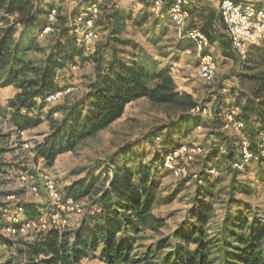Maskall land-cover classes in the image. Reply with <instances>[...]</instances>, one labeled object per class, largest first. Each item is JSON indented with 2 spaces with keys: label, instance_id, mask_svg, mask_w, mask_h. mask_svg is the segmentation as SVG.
<instances>
[{
  "label": "trees",
  "instance_id": "1",
  "mask_svg": "<svg viewBox=\"0 0 264 264\" xmlns=\"http://www.w3.org/2000/svg\"><path fill=\"white\" fill-rule=\"evenodd\" d=\"M154 1L151 0L152 6ZM173 1L163 0V12ZM40 3V0H0L4 22L0 27V86L17 88L8 100V106L11 108L10 119L20 131L42 123L43 119L33 112L41 110L48 95L73 85L75 72L72 66L84 59V50L77 44L76 34L72 33L70 18L62 15L55 5L44 8ZM99 8L96 28L102 27L107 35L90 58L96 69L95 76L82 95L60 105L61 119L47 115L50 130L32 148L36 159L53 165L61 154L73 151L81 142L120 120L127 106L142 98L162 108L170 118L156 131L134 140L114 154L120 156V163L115 165L105 187L83 177L61 191L64 198L69 197L82 205V202L88 203L87 209L83 206L82 221L77 228L62 231L50 225L42 232L35 226L32 230L34 240L25 250L30 256V264H87L86 260L97 251H100L101 264H134L151 257L155 252L153 248H149L147 259L138 257V254L132 255V243L126 241L131 240V234L138 235L146 229L157 232L165 225L164 217L153 213L156 199L152 173L162 165L164 153L177 145L169 146L163 152L157 150L148 160L146 152L138 158L140 152L134 148L145 142H155L161 136L157 135L160 130L173 136L176 128L196 125L201 116L195 110L205 108L193 94L179 90L169 66L149 62L137 55L123 57L115 42H120L131 17L119 8L102 5ZM53 9H57L56 21L50 22L48 16ZM186 9L189 14L186 29L198 27L208 36L211 45L217 43L221 47L223 56L234 58L226 25L217 10L210 6H186ZM136 22L143 24L144 16ZM48 25L53 31L49 52L45 58L34 61L28 56L33 50L44 51L38 39ZM178 48L185 50L186 41H180ZM259 51L257 61L264 63V46ZM254 77L258 84L254 98L247 96L233 102L240 107L239 118L245 126L242 132L233 131L235 135L230 139L224 137L226 142L230 140L227 153L223 154L229 165L240 155L239 143L243 134L248 136L254 151H259L257 135L264 129V75ZM225 105L219 100L214 108L213 119L219 128L224 122ZM139 161L140 166L136 168L130 165ZM212 177L214 175H205L203 183L196 185L190 208L192 217L173 231L179 243H173L159 264H264V221L248 208L235 211L231 207L232 202L238 201L235 190L239 185L235 175L229 185L225 215L219 226L210 231L208 226L216 217V196L222 192V189L215 191L220 180ZM24 206L25 213L32 218L42 213L37 210L28 213L27 204ZM3 244L12 246L10 239L0 234V246ZM169 244L167 237L157 241V247L162 250ZM0 264L13 263L0 260Z\"/></svg>",
  "mask_w": 264,
  "mask_h": 264
},
{
  "label": "rangeland",
  "instance_id": "2",
  "mask_svg": "<svg viewBox=\"0 0 264 264\" xmlns=\"http://www.w3.org/2000/svg\"><path fill=\"white\" fill-rule=\"evenodd\" d=\"M41 6L48 8L49 5H55L60 9L62 15L70 18L73 22V14L85 8L90 1H96L105 8H119L124 10L125 15L130 16L127 20L126 29L121 36V40L116 41V48L120 54L127 58L132 55L143 57L149 62H157L160 65H167L171 68L174 81L177 82L179 90L193 94L202 105L206 116L199 119L196 125L189 128L179 127L174 130L173 136L166 130L158 131L161 135L160 141L143 143L135 147L134 150L140 152L138 158L144 152L147 153V160L151 158L157 150L163 152L167 147L180 143H197L205 149V154L194 159L193 169L199 171L208 166H215L218 173L212 179L220 180L215 191L222 189V192L216 196L215 201V219L208 226L213 232L216 229L228 206V192L231 179L235 175L238 181V188L235 190V196L238 201L232 202L233 210H244L248 208L252 213L264 221V164L252 161L251 164L237 175L226 163L223 154L219 152L218 145L229 144L224 137L235 135V132L224 133L214 122V108L219 100L224 104L237 102L239 99L254 98L258 90L257 79L254 76L264 75V63L257 61L259 50L264 43L247 44L245 56L234 50L235 57H225L222 55L221 47L216 43L211 45L208 51L214 57L217 63V75L213 82L206 83L201 80L198 74L200 58L197 53L188 55L185 50L191 46V41L187 40L186 27L188 25L189 14L186 17L184 25L172 23L169 15L162 16L153 10L151 0H40ZM186 6L205 7L212 4L215 10L219 9L221 0H187ZM144 16V23L137 24L140 18ZM3 13L0 11V27L4 25ZM12 19V17H11ZM52 30L40 33L38 43L44 48V51L33 50L29 54L34 61L45 58L51 45ZM99 39L93 43L90 51L84 50V59L78 60L79 70L74 75L73 85L75 90L67 95L58 103H46L34 115L43 119L38 126L27 128L22 136L18 127L10 119L11 108L8 106V100L15 95L17 88L13 85L8 87L0 86V234L9 240L6 234L5 226L9 221V216L15 210V204L11 202H24L27 204L28 213L31 211L47 212L51 206L46 202V198L35 199L30 191L32 183L39 185L44 175L50 174L57 181L60 191H64L66 186L78 178L88 177V181H95L98 186H106L108 178L112 171L119 164L120 156H114L120 149L126 148L134 140L143 139L146 134L156 131L159 126L166 123L170 116L162 108L152 105L148 99L142 98L129 104L123 117L109 126V128L100 131L97 135L89 138L76 146L73 151L65 152L58 157L53 165H47L44 161L36 159L32 150L33 146L42 141L43 137L49 132L50 120L47 117L51 114L54 119L59 120L63 115L60 110L65 100L82 95L88 88L89 83L95 76L96 69L91 55L96 51L98 43L105 39L107 33L102 27H97ZM186 41V49L178 48V43ZM188 41V42H187ZM109 55V54H108ZM107 55V56H108ZM259 94V92L257 93ZM241 101V100H240ZM242 102H240L242 107ZM239 104V105H240ZM196 112V111H195ZM201 112V111H200ZM212 113V115H210ZM201 125V128H198ZM28 142L29 148L23 149L24 144ZM136 168L140 166V161L130 163ZM33 175L29 180L31 184L22 183L19 178L20 173ZM153 192L155 203L153 213L158 217H164L165 225L157 232L146 229L138 235H130L134 252L138 257L144 256L146 259L149 254V248L155 252L148 257L134 264H159L164 253L169 251L174 242L179 243L174 237V230L186 219H191L190 208L192 206V197L199 181H190L189 179L174 178L163 165L152 173ZM172 195V196H170ZM14 196V197H12ZM170 197V198H169ZM87 209L88 203L82 202ZM84 208V207H83ZM27 215V214H26ZM28 215L27 217H29ZM81 214H72L66 230L75 229L81 223ZM31 217V216H30ZM34 232L13 238L10 240L12 246L3 244L0 246V260L11 261L13 264H30V256L26 253L29 242L34 240ZM169 239V245L162 249L157 247V241L163 238ZM124 240L125 237L121 236ZM100 251H97L92 257L86 260L87 264H101L99 260ZM133 264V263H132Z\"/></svg>",
  "mask_w": 264,
  "mask_h": 264
},
{
  "label": "built area",
  "instance_id": "3",
  "mask_svg": "<svg viewBox=\"0 0 264 264\" xmlns=\"http://www.w3.org/2000/svg\"><path fill=\"white\" fill-rule=\"evenodd\" d=\"M187 0H174L169 9L163 12V0H155L153 10L158 14L165 16L169 15L172 23L184 25L188 11L186 9ZM57 9L51 10L49 13V21H56ZM218 13L224 21L233 50L242 53L245 56V48L247 44L264 43V0H222ZM99 4L94 1L89 3L81 11L74 14V19L71 24L72 33L76 34L77 44L84 50L90 51L91 46L99 39L96 23L100 16ZM52 30L51 26H47L42 33ZM186 36L191 41V46L185 50L188 55L197 53L200 58L198 74L201 80L206 83L214 81L217 75V63L209 50L210 42L208 36L198 27L186 29ZM79 63H74L72 66L73 72L79 70ZM74 85L65 88H59L52 94L48 95L44 102L58 103L67 95L75 90ZM200 116H206L205 110H195ZM201 111V112H200ZM240 107L233 103H226L223 113L224 122L220 128L223 132L238 131L242 132L245 126L244 121L239 118ZM212 115V113H210ZM201 128V125H198ZM25 131L19 133L23 136ZM161 136L156 138L160 141ZM259 151L256 152L251 146L250 140L246 134H243L240 139V155L231 161L230 167L234 171L243 172L252 161H257L264 164V129H261L257 135ZM23 149L29 148V143L26 142ZM219 152L226 154L227 150L223 144L218 145ZM205 154V149L197 143H180L177 146L171 147L162 157V165L174 178L189 179L190 181L202 182L205 175H216L218 170L215 166H208L204 169L196 171L193 169L194 159ZM35 155V153H34ZM22 183H28L33 178V175H19ZM30 191L35 199L46 198L50 208L47 212H42L37 218L27 217L25 213L24 202L16 201L15 210L9 216V221L6 223L5 230L7 236L12 241L13 238L25 235L34 230L35 226L42 232L47 230L48 226L53 225L58 230L65 229L70 221L69 216L72 214H81L83 206L80 202H75L73 199L64 198L57 181L50 174L44 175L42 182L39 185L32 183ZM14 197V196H12ZM2 208V204H0Z\"/></svg>",
  "mask_w": 264,
  "mask_h": 264
},
{
  "label": "crops",
  "instance_id": "4",
  "mask_svg": "<svg viewBox=\"0 0 264 264\" xmlns=\"http://www.w3.org/2000/svg\"><path fill=\"white\" fill-rule=\"evenodd\" d=\"M206 6H207V7H208V6L212 7V4H208V5H206ZM206 6H205V7H206ZM212 8H213V7H212ZM217 13H218V10H217ZM186 91H187V90H186ZM40 141H41V140H40ZM40 160H41V159H40Z\"/></svg>",
  "mask_w": 264,
  "mask_h": 264
}]
</instances>
